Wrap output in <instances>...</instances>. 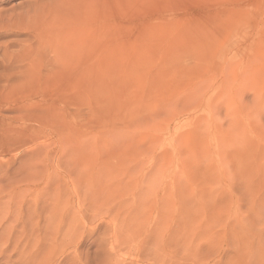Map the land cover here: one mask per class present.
Wrapping results in <instances>:
<instances>
[{"label": "rangeland", "instance_id": "374dc122", "mask_svg": "<svg viewBox=\"0 0 264 264\" xmlns=\"http://www.w3.org/2000/svg\"><path fill=\"white\" fill-rule=\"evenodd\" d=\"M77 1L0 0L1 262L264 264V0Z\"/></svg>", "mask_w": 264, "mask_h": 264}, {"label": "bare ground", "instance_id": "6f19581e", "mask_svg": "<svg viewBox=\"0 0 264 264\" xmlns=\"http://www.w3.org/2000/svg\"><path fill=\"white\" fill-rule=\"evenodd\" d=\"M71 1H74L78 4V1L77 0H66V3L62 6V7H66V8H71V9H75L77 6L76 5H73L74 3H71ZM79 2H81V0H79ZM64 11V13H67L65 14V16L67 15H70L74 10L72 11H69V10H62ZM71 16V15H70ZM69 16V17H70ZM74 30V29H73ZM74 33V32H72ZM238 106V105H237ZM240 110V109H239ZM247 110V109H246ZM245 110V111H246ZM237 111V110H236ZM242 114V112H241ZM249 117V116H248ZM251 117V116H250ZM250 121V120H249ZM248 122V121H247ZM242 130V129H241ZM240 132V131H238ZM247 133V132H246ZM242 137V136H240ZM2 236V235H1ZM57 238H54V241L56 240ZM1 240V239H0ZM2 242V240H1ZM9 245H12V243L10 241H6L4 242V244L0 245V250L6 246H9ZM29 245L28 241H21V243H18L16 244V248L21 252V258L20 260H12V259H7L3 262H1L2 260L0 259V264H50L49 262H41V261H36V260H33L29 257H23L22 254L24 253L25 249L27 248V246Z\"/></svg>", "mask_w": 264, "mask_h": 264}]
</instances>
